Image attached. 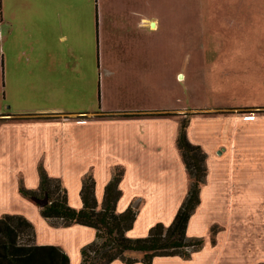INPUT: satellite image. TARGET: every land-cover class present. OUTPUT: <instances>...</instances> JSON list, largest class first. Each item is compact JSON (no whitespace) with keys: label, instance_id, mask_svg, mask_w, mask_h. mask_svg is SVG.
I'll return each mask as SVG.
<instances>
[{"label":"crops","instance_id":"0c3cea01","mask_svg":"<svg viewBox=\"0 0 264 264\" xmlns=\"http://www.w3.org/2000/svg\"><path fill=\"white\" fill-rule=\"evenodd\" d=\"M152 4L159 7L167 2L146 3ZM61 70L25 67V82L17 86L18 95H25V105L0 113V216H24L33 225L37 245L57 246L69 257V264H81V251L94 241L95 230L44 218L40 207L19 192V186L38 192L42 167L66 190L68 205L80 209L81 187L90 176L101 210L106 186L121 169L115 213L133 211L135 219L126 235L145 237L155 224L172 223L189 191L190 179L176 144L185 110L68 112L60 103ZM65 78L64 95L91 96L86 84L79 93ZM256 109L260 108H207L189 120L187 138L205 153L207 173L197 214L190 217L186 234L203 239L204 245L187 259L158 256L151 264H264V221H232L231 236L224 230L225 219L215 212H210L213 223L206 218L204 222L209 208L204 200L215 204L220 199H252L256 194L264 200V115L256 118L252 115ZM257 213L264 216V208H257ZM210 223L220 226L213 240ZM197 224L205 229L200 235ZM110 264L127 263L117 259ZM131 264L144 263L139 258Z\"/></svg>","mask_w":264,"mask_h":264},{"label":"rangeland","instance_id":"374dc122","mask_svg":"<svg viewBox=\"0 0 264 264\" xmlns=\"http://www.w3.org/2000/svg\"><path fill=\"white\" fill-rule=\"evenodd\" d=\"M25 67H62L60 103L68 112L182 109V122L207 108H260L252 115L261 117L264 0H0V113L25 105L17 89ZM64 76L91 96L64 95ZM258 196L204 200V222L213 223L215 212L230 236L232 221L262 223ZM211 223L213 240L220 226Z\"/></svg>","mask_w":264,"mask_h":264},{"label":"trees","instance_id":"16d2710c","mask_svg":"<svg viewBox=\"0 0 264 264\" xmlns=\"http://www.w3.org/2000/svg\"><path fill=\"white\" fill-rule=\"evenodd\" d=\"M188 122L187 118L183 119L176 140L190 179L188 194L172 223L168 227L162 223L155 224L145 237L126 236L135 219L133 211L115 213V203L120 195L117 188L122 176L121 169L115 171L113 180L106 186L101 210L97 209L94 182L90 176L85 177L81 187L80 209H73L68 205L66 190L57 180L50 178L42 167H39V191L26 190L20 185L19 192L32 200L48 197L45 206L40 207L37 204L44 218L59 220L64 226L80 224L95 230V240L81 251V264H110L117 259L131 264L134 261L126 257L128 254H139L144 264H151L158 256H180L187 259L204 242L201 238L188 237L186 231L189 219L200 203V189L205 183L207 173L205 153L200 146L192 144L187 138ZM24 235L25 240L22 238ZM34 236L33 225L24 216H0V264L70 263L69 257L61 248L37 245Z\"/></svg>","mask_w":264,"mask_h":264},{"label":"water","instance_id":"95a60500","mask_svg":"<svg viewBox=\"0 0 264 264\" xmlns=\"http://www.w3.org/2000/svg\"><path fill=\"white\" fill-rule=\"evenodd\" d=\"M33 201L38 204L40 207L45 206L48 203V197L45 196L43 198H34Z\"/></svg>","mask_w":264,"mask_h":264}]
</instances>
